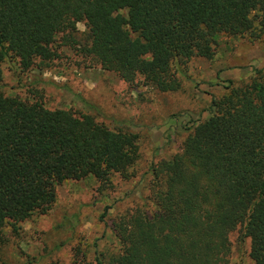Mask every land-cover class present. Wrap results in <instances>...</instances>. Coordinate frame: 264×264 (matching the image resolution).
Wrapping results in <instances>:
<instances>
[{
  "label": "trees",
  "instance_id": "trees-1",
  "mask_svg": "<svg viewBox=\"0 0 264 264\" xmlns=\"http://www.w3.org/2000/svg\"><path fill=\"white\" fill-rule=\"evenodd\" d=\"M78 22L87 44L77 40ZM258 28L264 0H0V80L7 58L25 70L47 67L67 46L130 87L174 92V63L212 59L219 34L254 39ZM209 113L180 152L152 166L145 207L113 222L119 249L96 264H228L237 228L253 264H264V69L213 99ZM138 157L131 132L0 93V230L46 214L60 183L92 176L109 185Z\"/></svg>",
  "mask_w": 264,
  "mask_h": 264
},
{
  "label": "rangeland",
  "instance_id": "rangeland-1",
  "mask_svg": "<svg viewBox=\"0 0 264 264\" xmlns=\"http://www.w3.org/2000/svg\"><path fill=\"white\" fill-rule=\"evenodd\" d=\"M126 16V11L117 12ZM77 40L87 44V28L78 22ZM260 36L219 34L212 59L194 57L173 64L181 88L161 93L139 81L130 87L114 73L81 58L67 46L47 67L21 68L16 58L1 64L0 93L32 101L48 109L89 114L109 129L137 136L139 157L128 177L113 174L109 185L92 176L66 180L56 187V201L44 215H34L0 230V264H96L99 253L119 249L113 222L145 207L153 182L151 168L181 151L193 127L206 120L213 99L249 82L264 69V28ZM61 35L50 41L57 48ZM150 209L152 205L148 203ZM228 264H253L250 239L237 228L229 235Z\"/></svg>",
  "mask_w": 264,
  "mask_h": 264
}]
</instances>
